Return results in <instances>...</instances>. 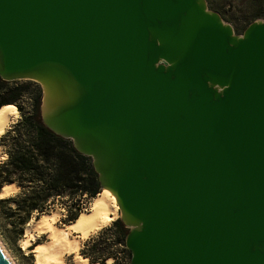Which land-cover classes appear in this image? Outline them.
Returning a JSON list of instances; mask_svg holds the SVG:
<instances>
[{
	"label": "water",
	"instance_id": "1",
	"mask_svg": "<svg viewBox=\"0 0 264 264\" xmlns=\"http://www.w3.org/2000/svg\"><path fill=\"white\" fill-rule=\"evenodd\" d=\"M0 77L37 82L91 157L130 264H264V17L236 35L205 0H0Z\"/></svg>",
	"mask_w": 264,
	"mask_h": 264
},
{
	"label": "trees",
	"instance_id": "2",
	"mask_svg": "<svg viewBox=\"0 0 264 264\" xmlns=\"http://www.w3.org/2000/svg\"><path fill=\"white\" fill-rule=\"evenodd\" d=\"M212 5V2L209 1ZM258 11L250 14L253 19L264 9V0L257 2ZM42 92L31 82L6 81L0 77V108L14 106L20 119L0 136L6 158L0 162V189L15 184L17 191L0 198V208L16 235L29 223L59 203L67 207L64 223L69 224L79 216L82 200H92L101 191L98 175L91 157L79 152L71 139L49 129L41 120ZM29 100V111L21 104ZM113 233L125 244L128 229L119 218L112 221ZM102 234H112L111 226ZM110 237V236H109ZM107 237L97 243L93 238L85 241L80 254L91 263L103 264L111 256Z\"/></svg>",
	"mask_w": 264,
	"mask_h": 264
},
{
	"label": "bare ground",
	"instance_id": "3",
	"mask_svg": "<svg viewBox=\"0 0 264 264\" xmlns=\"http://www.w3.org/2000/svg\"><path fill=\"white\" fill-rule=\"evenodd\" d=\"M42 86L44 89V108L48 110L58 101V89L50 82L43 83ZM17 112V109L11 105L0 108V136L5 133L6 128L12 122V116ZM16 190L15 184L3 185L0 198ZM118 212L119 206L115 194L104 187L92 199L89 209L81 211L77 219L71 222L68 228L58 227L55 224L60 216L59 210L43 212L38 218L31 219L25 226L21 246L24 249L32 246L34 264H65L64 256L71 253H74L75 264H86L87 259L79 254L80 240L88 239L90 234L95 233L101 227L103 228L108 221L119 218ZM33 231L46 234L48 241L33 245L36 238ZM0 247L9 262L15 264L1 241ZM111 260V258H108L107 263L112 264Z\"/></svg>",
	"mask_w": 264,
	"mask_h": 264
},
{
	"label": "rangeland",
	"instance_id": "4",
	"mask_svg": "<svg viewBox=\"0 0 264 264\" xmlns=\"http://www.w3.org/2000/svg\"><path fill=\"white\" fill-rule=\"evenodd\" d=\"M209 1L212 2V5L209 4ZM259 1L260 0H205L207 8L210 11L216 12L225 23L231 25L236 35H242L249 24H251L254 21H259L263 19L264 9L262 13L257 12V15L253 19L247 20V17L250 14H253L254 12L258 11L257 2ZM17 81L22 82V83L31 82L33 83V85H37L41 89V86L37 82L32 81V80L23 79V80H17ZM21 104L23 105L25 111H29V100L28 99H23ZM19 119H20V113L17 112L12 116V122L8 125L5 132L9 130L11 126L14 123H16ZM0 155H1L0 156V162H1L2 160L6 158V154L4 153L2 145H0ZM9 193L10 194H7L5 196L11 195L14 192H9ZM84 201H88V200L86 199L82 200V202ZM91 201L92 200H90V203ZM89 206L90 205L87 206L88 209H89ZM52 210L60 211V216L57 218V221L55 224L58 227H63V225L66 224L64 223V220L66 219V216H67V207L61 206L59 203H55L51 205V207L49 208L47 212H50ZM81 211H84L83 208H81ZM118 213L120 216V211ZM35 218H36V214H33L30 219L34 220ZM108 223H111V221ZM25 226L22 229V233L19 235H16L15 231L12 230L9 224V221H7V218L4 216L0 208V241L2 242L7 252L12 257L15 264H34V261H33L34 254L32 253L33 251L32 246L25 248V249L22 248L21 246V240L24 237ZM110 226L112 228V232H111L112 234L108 233L106 235V233L102 234V232H99L98 234L92 237L93 241L98 243L100 239H102L103 237H107L108 238L107 243H111L110 245L111 246L110 247L111 256L109 258L112 259L111 260L112 264H130V258H131L130 251L126 248L122 238L120 236L115 235V233H113L115 229L112 227V225ZM126 228L128 229V227ZM33 232L36 235V238L33 241V245L37 243L46 242V240L48 241L46 234H43L39 231H33ZM107 260L108 258L104 259L103 264H108ZM64 261L66 262V264H73L70 256H67Z\"/></svg>",
	"mask_w": 264,
	"mask_h": 264
},
{
	"label": "crops",
	"instance_id": "5",
	"mask_svg": "<svg viewBox=\"0 0 264 264\" xmlns=\"http://www.w3.org/2000/svg\"><path fill=\"white\" fill-rule=\"evenodd\" d=\"M108 222H110V221H108ZM106 223L104 226H103V228L101 227L98 231H96L95 233H92V234H90L89 235V237H88V239H81L80 240V248H79V253H80V250H81V248L83 247V244L85 243V241H87V240H89L90 238H92L93 236H95L96 234H98L99 232H101L104 228H107V227H109L111 224H112V221H111V223ZM70 224V223H69ZM69 224H64L63 225V227H65V228H68L70 225ZM108 224V225H107ZM76 235H77V233H75ZM75 235V236H76ZM67 256H70L71 257V260H72V262H73V264H75V262H74V253H71L70 255H65L64 256V260L66 259V257ZM82 257H84V256H82ZM86 259H87V263L86 264H95V263H91L90 262V260H89V258H87V257H85ZM65 262V261H64ZM65 264H66V262H65ZM97 264H99V263H97Z\"/></svg>",
	"mask_w": 264,
	"mask_h": 264
},
{
	"label": "built area",
	"instance_id": "6",
	"mask_svg": "<svg viewBox=\"0 0 264 264\" xmlns=\"http://www.w3.org/2000/svg\"><path fill=\"white\" fill-rule=\"evenodd\" d=\"M88 205H90V200L82 202L81 208H83V210H87Z\"/></svg>",
	"mask_w": 264,
	"mask_h": 264
}]
</instances>
